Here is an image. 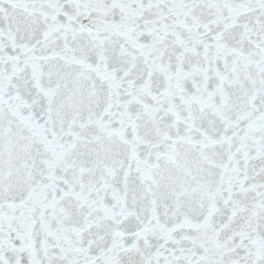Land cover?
<instances>
[{
	"label": "snow or ice",
	"instance_id": "snow-or-ice-1",
	"mask_svg": "<svg viewBox=\"0 0 264 264\" xmlns=\"http://www.w3.org/2000/svg\"><path fill=\"white\" fill-rule=\"evenodd\" d=\"M0 264H264V0H0Z\"/></svg>",
	"mask_w": 264,
	"mask_h": 264
}]
</instances>
